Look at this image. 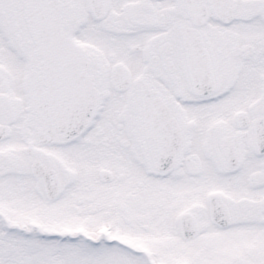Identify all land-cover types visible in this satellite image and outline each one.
Listing matches in <instances>:
<instances>
[{"label": "snow or ice", "instance_id": "snow-or-ice-1", "mask_svg": "<svg viewBox=\"0 0 264 264\" xmlns=\"http://www.w3.org/2000/svg\"><path fill=\"white\" fill-rule=\"evenodd\" d=\"M0 264H264V0H0Z\"/></svg>", "mask_w": 264, "mask_h": 264}]
</instances>
